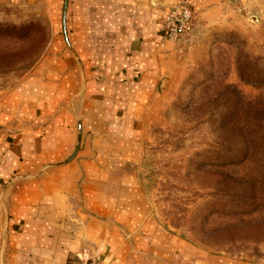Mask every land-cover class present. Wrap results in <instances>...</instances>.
Listing matches in <instances>:
<instances>
[{"label": "crops", "instance_id": "crops-1", "mask_svg": "<svg viewBox=\"0 0 264 264\" xmlns=\"http://www.w3.org/2000/svg\"><path fill=\"white\" fill-rule=\"evenodd\" d=\"M35 68L0 91V264H255L164 230L128 170L159 84L170 9L200 19L243 0H65ZM76 156L68 160L78 144Z\"/></svg>", "mask_w": 264, "mask_h": 264}, {"label": "rangeland", "instance_id": "rangeland-1", "mask_svg": "<svg viewBox=\"0 0 264 264\" xmlns=\"http://www.w3.org/2000/svg\"><path fill=\"white\" fill-rule=\"evenodd\" d=\"M54 20L46 0H0V91L45 56L59 31ZM168 40L128 170L164 230L264 264V163L239 164V134L225 130L229 120L246 127L264 116V0L232 3L221 18L194 16L186 36Z\"/></svg>", "mask_w": 264, "mask_h": 264}, {"label": "trees", "instance_id": "trees-1", "mask_svg": "<svg viewBox=\"0 0 264 264\" xmlns=\"http://www.w3.org/2000/svg\"><path fill=\"white\" fill-rule=\"evenodd\" d=\"M3 25L0 24V27ZM239 71L241 72L240 68ZM243 76V75H241ZM244 77V76H243ZM250 108L254 111L257 110L259 104L256 102L250 103ZM225 130H235L239 135V143L242 148L237 149L238 163H264V116L254 115L251 116L245 127V122L235 119L229 120L225 124ZM247 129L246 135L243 131Z\"/></svg>", "mask_w": 264, "mask_h": 264}, {"label": "built area", "instance_id": "built-area-1", "mask_svg": "<svg viewBox=\"0 0 264 264\" xmlns=\"http://www.w3.org/2000/svg\"><path fill=\"white\" fill-rule=\"evenodd\" d=\"M194 14L188 2L170 9L164 18L163 32L167 39L180 40L189 32ZM81 264H104L98 257H87Z\"/></svg>", "mask_w": 264, "mask_h": 264}, {"label": "water", "instance_id": "water-1", "mask_svg": "<svg viewBox=\"0 0 264 264\" xmlns=\"http://www.w3.org/2000/svg\"><path fill=\"white\" fill-rule=\"evenodd\" d=\"M68 1H69V0H65V3H64V10H63L64 34H65V36H66V40H67V41H68V37H67V28H66V15H67V5H68ZM81 134H82V132H81V127H79L78 144H77V146H76V149H75L74 153L69 157L68 160L73 159V158L76 156L77 152L79 151L80 146H81Z\"/></svg>", "mask_w": 264, "mask_h": 264}]
</instances>
